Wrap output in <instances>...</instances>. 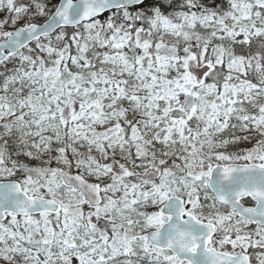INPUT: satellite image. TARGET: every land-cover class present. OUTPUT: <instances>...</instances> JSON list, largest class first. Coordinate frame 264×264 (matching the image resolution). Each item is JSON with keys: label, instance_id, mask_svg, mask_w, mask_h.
<instances>
[{"label": "snow or ice", "instance_id": "1", "mask_svg": "<svg viewBox=\"0 0 264 264\" xmlns=\"http://www.w3.org/2000/svg\"><path fill=\"white\" fill-rule=\"evenodd\" d=\"M0 264H264V0H0Z\"/></svg>", "mask_w": 264, "mask_h": 264}]
</instances>
